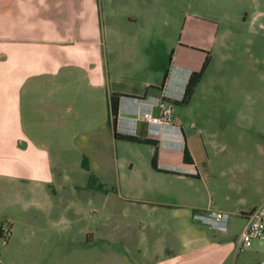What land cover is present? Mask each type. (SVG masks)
Listing matches in <instances>:
<instances>
[{
	"label": "crops",
	"instance_id": "0c3cea01",
	"mask_svg": "<svg viewBox=\"0 0 264 264\" xmlns=\"http://www.w3.org/2000/svg\"><path fill=\"white\" fill-rule=\"evenodd\" d=\"M153 1L0 0V226L11 230L6 238L0 233V264H71L57 251L70 256L104 243L118 246V264H259L264 258V235L238 246L244 213L264 198V114L250 113L264 112V102L227 100L250 111L236 110L238 129L185 134L189 161L178 147L148 142L156 149L152 174L169 179L149 183L147 196L117 195L133 204L130 221L109 228L105 203L113 197L88 185L83 156L94 169L93 151H105L100 142L121 137L114 133L110 94L158 93L173 60L200 68L206 50L212 55L221 44L220 22L236 20L219 13V0H183L180 23L165 2ZM224 2L262 34L264 0H254L250 16L241 0ZM177 23L178 54L170 40ZM194 45L204 48V57ZM136 133L144 135L143 123ZM181 160L197 173L158 165ZM207 207L233 215L225 230L191 217ZM128 208L124 202L119 212L130 215ZM97 213L103 224L95 239Z\"/></svg>",
	"mask_w": 264,
	"mask_h": 264
},
{
	"label": "rangeland",
	"instance_id": "374dc122",
	"mask_svg": "<svg viewBox=\"0 0 264 264\" xmlns=\"http://www.w3.org/2000/svg\"><path fill=\"white\" fill-rule=\"evenodd\" d=\"M160 1L165 2V5L163 2L161 4L169 10L167 12L171 14L172 18H177L180 23V19L183 18L184 9L186 8L183 0H154L153 2L159 3ZM219 1H221L222 7L219 13L228 16H232L234 13L236 20H222L220 22L219 30L222 36L219 37L218 41L221 44L217 42L214 45L212 55L210 54V60L194 93L187 101H175L174 117L180 123L184 135H192L193 132L198 130L203 135L217 129H223L224 131L238 129L235 117L237 114L236 110L245 109L250 111V109L246 106H227L225 105L227 100L235 99L240 100L242 103H244V100L264 102V29L261 31L262 34H259L248 22L237 18L238 11L230 7L229 4H226L224 0ZM241 1L244 5L248 6L247 16H250L253 11L254 0ZM155 6L158 8V4H155ZM179 23L177 25L173 24L170 32L172 36L170 39L171 44L174 45V52L177 54L179 50L176 39L180 35ZM258 35H260L261 41ZM150 44L153 46L152 50L154 53L161 51L159 44ZM227 45H229V48H227ZM193 48H199V52L204 57L205 51L203 47H196L194 45ZM256 59H258V62ZM190 63L192 66L196 65V62L192 63L190 61ZM256 63L261 68V72L256 68ZM216 99L222 101L221 106L215 105L214 100ZM253 104L255 103L253 102ZM250 113L264 114L259 109L258 112L256 109V112L250 111ZM105 140V143L104 141L100 142L101 148L105 149L104 154L100 155L93 151V157H90L93 160L95 168L92 169L91 165L90 167L91 171L93 170L104 185L107 186L108 195L113 197V201L105 203L110 214L107 225L109 228H113L115 221L120 220V223L123 220L130 221L131 214L133 213L131 201L123 200L117 196L118 194H140L147 196L148 194H152L148 190L149 183H154L156 180H160L161 182L167 181L169 178L165 176L164 172L152 174L153 171L150 164L153 153L152 144L141 140L123 138L122 136L115 139L109 136ZM85 155L89 160L88 154ZM181 164L187 165L182 160ZM181 164H177L175 167ZM158 165H162L163 168L170 170L189 173L180 171L164 163H158ZM116 199L121 200L117 201ZM124 202L125 205L129 206L128 211L130 215H122L124 210L123 212L121 211L122 213L119 212L120 206H123ZM100 204L98 203V205ZM99 215L100 213H97L96 217L92 218L91 229L95 231V239H98L100 236L98 229L103 224V221L99 220ZM79 224L82 223L80 222ZM112 236L115 237V234H112ZM128 244L127 248L131 250L132 247L130 243ZM117 248L118 246L115 243H104L102 245L97 244L91 249L86 248L85 250L78 247L75 254L70 256L62 249L57 252H60L58 253L60 260L69 258L72 261L71 264H118L117 260H115L118 252ZM50 264H58V262L54 261Z\"/></svg>",
	"mask_w": 264,
	"mask_h": 264
},
{
	"label": "built area",
	"instance_id": "2783aa9c",
	"mask_svg": "<svg viewBox=\"0 0 264 264\" xmlns=\"http://www.w3.org/2000/svg\"><path fill=\"white\" fill-rule=\"evenodd\" d=\"M193 70L173 60L160 84L156 94L143 95L123 94L118 100L115 128L119 132L136 133L141 123L144 124V135L156 138L160 144H168L183 150L185 135L180 123L174 117L176 100H181L189 75ZM180 171L197 173L194 165H179ZM191 217L216 230H225L230 213L224 209L207 207L191 211ZM244 223L240 231L239 248L248 247L256 237L264 235V198L253 208L244 213ZM10 227L1 225V235L8 237ZM264 264V258L259 260Z\"/></svg>",
	"mask_w": 264,
	"mask_h": 264
},
{
	"label": "trees",
	"instance_id": "16d2710c",
	"mask_svg": "<svg viewBox=\"0 0 264 264\" xmlns=\"http://www.w3.org/2000/svg\"><path fill=\"white\" fill-rule=\"evenodd\" d=\"M209 59H210V55H209L208 50H206V55L204 57V60L201 64L200 68L193 69L189 75V78H188V81L186 83L181 101H187L188 98L191 96L197 82L200 80L201 76L203 75L204 69H205ZM159 87H160V85H159ZM118 99H119L118 93L112 92L110 94L109 108H110L111 120H112V123L114 125H115V119H116L117 108H118ZM114 133L117 136H122V137H126L129 139L147 141V142L155 143V144L157 143V140L155 138H152V137H148V136L137 134V133L119 132L116 130L115 126H114ZM183 159L188 160V161L191 159V155H190L189 150H188L186 145H184V148H183ZM151 163L153 166H157L156 149L154 150V152L151 156ZM82 164L87 169H90V173H89V177H88V185L105 190L106 187L104 186V183L99 179V177L93 171H91L89 160L87 159L86 155L83 156ZM0 233H1V226H0Z\"/></svg>",
	"mask_w": 264,
	"mask_h": 264
}]
</instances>
